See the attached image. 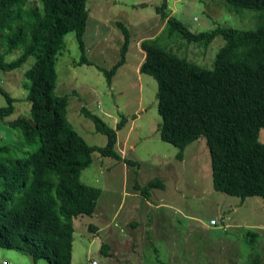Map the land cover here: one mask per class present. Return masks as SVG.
Segmentation results:
<instances>
[{"label": "trees", "instance_id": "obj_1", "mask_svg": "<svg viewBox=\"0 0 264 264\" xmlns=\"http://www.w3.org/2000/svg\"><path fill=\"white\" fill-rule=\"evenodd\" d=\"M220 1L233 12H264V0ZM155 11L168 21L169 33L179 31L189 42L207 46L219 34L226 41L213 68H206L171 50L161 37L141 40L144 59L139 71L158 83L161 140L177 146L178 158L184 160L191 144L206 139L215 191L238 197L242 203L250 197L264 198V143L260 140L264 129V19L254 29L218 26L197 32L172 16L168 1ZM89 18L88 0H0V44L7 52L22 50L12 61L0 51V70L12 71L35 56L26 71L29 118L6 121L14 115L17 99L0 84V94L7 101L0 106V121L19 130L25 145L37 144L33 152L23 155L0 145V247L27 253L34 264L42 259L50 264H72L74 221L93 215L101 196L100 189L81 182L94 152L137 165L116 151L118 131L126 118L111 128L83 108L82 114L94 122L96 131L107 137L106 146H90L68 122V95L56 93L57 53L68 32L75 31L83 51L75 64L93 63L86 55L84 38ZM118 26L124 34L121 57L111 69L98 66L109 85L126 62L132 37L127 25L119 22ZM154 185L134 189L147 196ZM251 264L264 262L256 257Z\"/></svg>", "mask_w": 264, "mask_h": 264}, {"label": "rangeland", "instance_id": "obj_2", "mask_svg": "<svg viewBox=\"0 0 264 264\" xmlns=\"http://www.w3.org/2000/svg\"><path fill=\"white\" fill-rule=\"evenodd\" d=\"M165 1L173 17L197 32L218 26L254 29L264 19V12H233L220 0H88L90 18L84 38L86 55L93 63L75 64L83 51L75 31L68 32L57 53L56 93L68 95V122L90 146H106L107 137L96 131L83 108L111 128L126 118L118 131L116 151L137 165L92 154L81 182L100 189L101 196L93 215L74 221L72 264H251L256 257L264 262V198L250 197L242 203L215 191L206 139L191 144L181 160L180 149L160 138L158 83L139 71L144 55L141 40L157 34L171 50L206 68H213L226 43L221 34L206 46L187 41L179 31L169 33L168 21L155 11ZM119 22L128 26L132 37L126 62L109 85L98 66L111 69L121 57L124 34ZM0 51L7 61L22 54L20 49L7 52L1 44ZM34 62L31 56L17 69L0 70L1 86L17 99L16 111L6 121L30 116L26 71ZM6 104L0 94V106ZM260 140L264 143V129ZM0 145L13 147L19 155L37 148V144L25 145L21 132L1 121ZM152 183L147 196L134 189ZM0 264L34 261L27 253L0 247ZM38 264L50 262L42 259Z\"/></svg>", "mask_w": 264, "mask_h": 264}, {"label": "crops", "instance_id": "obj_3", "mask_svg": "<svg viewBox=\"0 0 264 264\" xmlns=\"http://www.w3.org/2000/svg\"><path fill=\"white\" fill-rule=\"evenodd\" d=\"M155 35H157V34H155ZM155 35L151 36V38L154 37ZM143 59H144V55H143ZM121 155H122V157H124L123 154H121ZM117 162H118V161H117ZM119 163H121V162H119ZM123 163H124V162H123ZM124 164H126V163H124ZM147 200H148V199H147ZM134 224H135V225H134ZM134 224H133L134 226H136V227L138 226V224H137L136 222H134Z\"/></svg>", "mask_w": 264, "mask_h": 264}, {"label": "built area", "instance_id": "obj_4", "mask_svg": "<svg viewBox=\"0 0 264 264\" xmlns=\"http://www.w3.org/2000/svg\"><path fill=\"white\" fill-rule=\"evenodd\" d=\"M213 224H215L214 222H212ZM93 264H97V262L96 261H93Z\"/></svg>", "mask_w": 264, "mask_h": 264}]
</instances>
